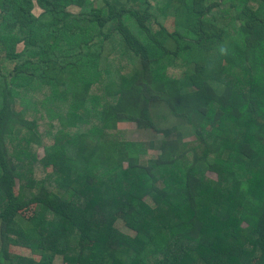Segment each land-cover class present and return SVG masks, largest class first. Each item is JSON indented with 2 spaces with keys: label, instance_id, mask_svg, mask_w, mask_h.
<instances>
[{
  "label": "trees",
  "instance_id": "1",
  "mask_svg": "<svg viewBox=\"0 0 264 264\" xmlns=\"http://www.w3.org/2000/svg\"><path fill=\"white\" fill-rule=\"evenodd\" d=\"M41 86L66 114L52 95L17 110ZM59 256L264 264V0H0V264Z\"/></svg>",
  "mask_w": 264,
  "mask_h": 264
},
{
  "label": "rangeland",
  "instance_id": "2",
  "mask_svg": "<svg viewBox=\"0 0 264 264\" xmlns=\"http://www.w3.org/2000/svg\"><path fill=\"white\" fill-rule=\"evenodd\" d=\"M70 12H72L74 14H80L81 10L78 9V8H70ZM34 14H35L36 17L40 18L41 16H43L45 14V11L42 10L41 8H39V7H36V9L34 10ZM21 50H22V48H20V51ZM111 57H112L111 48H108L107 52L105 54V58L102 61V69L103 70L107 66L113 67V65H114L113 62H109V60H107L108 58H111ZM64 90L70 91L71 90V86H68V87L64 88ZM100 91H101L100 87L96 86L94 88L93 92L96 93V95H97V94H101ZM19 92H22V91H19ZM20 95H21V100L17 102L16 107H17L18 111L23 112L25 114L24 116H27V117H29V115H32V112L31 111L29 112L27 110L28 106L29 105H33V104H31L32 101L38 102V101L42 100L43 99V95H45V96L46 95L56 96L57 97V102H56L55 106L58 109L60 108V110H61V112L63 114H66V110L64 109L65 108L64 106L65 105L66 106L69 105L67 99H64L61 95H59L57 93H53L51 90L42 88V86L38 87L36 89H32V92H28L27 90H24ZM104 95H105V93H104ZM26 114H28V115H26ZM171 119H172V117H171ZM47 122H48V120H47ZM46 124L47 123H45V121L40 123V132H42L41 133L42 135L45 133V131L49 130L48 126ZM52 125H53V127H55L52 130V134L55 135L58 132V128H57L58 123L57 122H53ZM172 125H174V124H172ZM168 127H171V125L170 124H164L163 128H168ZM181 132L183 133V135H185V139H186L185 143L186 142L192 143V142L195 141V138L193 137L192 133L187 131V126H186V129L184 128ZM117 133L124 140L131 141V142H142V143H146L147 145L151 144L152 142L159 143V142H161L163 140V137H164L162 134H157V133L149 132V131H142L135 124H123V125H120ZM44 143H45V145H50L52 143V141L49 140V139H45ZM18 146H14V148H16ZM159 147L160 146H158V148ZM149 154H150L151 157H156L159 154V151H158V149L152 150V151H150ZM44 156H45L44 149H43V147H40L39 150H38L37 157L39 159H42V158H44ZM204 174L206 176L210 177V178L215 179V180L219 179V177H218V175L216 173H213V172H211L209 170H205ZM18 183H19V181L17 182V186H18ZM146 201H148L152 205H154V202H155L153 197H149ZM244 224H245L244 225L245 228L249 227V223L246 222ZM118 228L121 231H123V233H125L127 235H130L132 237H136L137 236V233L132 231L130 228H128L124 221H119L118 222ZM10 252H11V254H15V255H22V256H27V257L31 256V253H30L29 250H27V248L20 247V246L12 247ZM55 263L56 264H65V262L63 261V258L60 257V256L55 259Z\"/></svg>",
  "mask_w": 264,
  "mask_h": 264
},
{
  "label": "clouds",
  "instance_id": "3",
  "mask_svg": "<svg viewBox=\"0 0 264 264\" xmlns=\"http://www.w3.org/2000/svg\"><path fill=\"white\" fill-rule=\"evenodd\" d=\"M221 51L223 52L224 50H223V49H221Z\"/></svg>",
  "mask_w": 264,
  "mask_h": 264
}]
</instances>
